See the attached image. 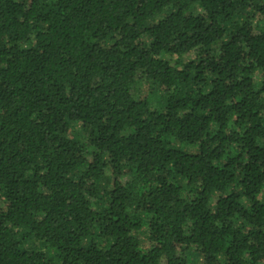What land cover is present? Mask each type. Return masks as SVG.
<instances>
[{"label":"trees","instance_id":"16d2710c","mask_svg":"<svg viewBox=\"0 0 264 264\" xmlns=\"http://www.w3.org/2000/svg\"><path fill=\"white\" fill-rule=\"evenodd\" d=\"M255 16L264 0H0V264H264Z\"/></svg>","mask_w":264,"mask_h":264},{"label":"rangeland","instance_id":"374dc122","mask_svg":"<svg viewBox=\"0 0 264 264\" xmlns=\"http://www.w3.org/2000/svg\"><path fill=\"white\" fill-rule=\"evenodd\" d=\"M194 9L195 10H199L200 6L199 4L194 5ZM164 14H160L158 15L154 20H158L161 17H163ZM254 21L257 23H259L261 26H264V19L255 16ZM151 22H153V20H151ZM192 55H189V57H191ZM168 57V56H167ZM138 97L139 98H148L155 107L157 108H161L160 106V102H159V98H160V93L158 92V90L156 88H154L153 86L149 85L146 82H138ZM72 135L73 134H78L80 133V125L78 123H74L72 125Z\"/></svg>","mask_w":264,"mask_h":264}]
</instances>
